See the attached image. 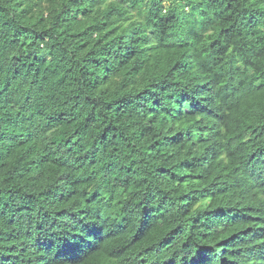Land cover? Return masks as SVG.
Listing matches in <instances>:
<instances>
[{
  "label": "trees",
  "instance_id": "16d2710c",
  "mask_svg": "<svg viewBox=\"0 0 264 264\" xmlns=\"http://www.w3.org/2000/svg\"><path fill=\"white\" fill-rule=\"evenodd\" d=\"M0 264H264V0H0Z\"/></svg>",
  "mask_w": 264,
  "mask_h": 264
}]
</instances>
